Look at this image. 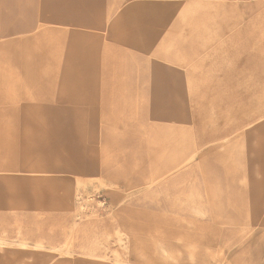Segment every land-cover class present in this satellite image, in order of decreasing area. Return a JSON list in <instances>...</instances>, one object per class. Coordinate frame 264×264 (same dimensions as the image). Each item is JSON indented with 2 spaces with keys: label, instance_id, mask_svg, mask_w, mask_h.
Returning <instances> with one entry per match:
<instances>
[{
  "label": "rangeland",
  "instance_id": "374dc122",
  "mask_svg": "<svg viewBox=\"0 0 264 264\" xmlns=\"http://www.w3.org/2000/svg\"><path fill=\"white\" fill-rule=\"evenodd\" d=\"M0 240L264 264V0H0Z\"/></svg>",
  "mask_w": 264,
  "mask_h": 264
},
{
  "label": "bare ground",
  "instance_id": "6f19581e",
  "mask_svg": "<svg viewBox=\"0 0 264 264\" xmlns=\"http://www.w3.org/2000/svg\"><path fill=\"white\" fill-rule=\"evenodd\" d=\"M68 250H70V249H68ZM71 251V250H70ZM73 253V252H72ZM67 254V253H66ZM88 257L89 258V256L88 255H85V257ZM91 257V259H95V260H97V261H101L102 259H101V257H97V256H95V255H91L90 256ZM87 259V258H86ZM24 264V263H23Z\"/></svg>",
  "mask_w": 264,
  "mask_h": 264
},
{
  "label": "crops",
  "instance_id": "0c3cea01",
  "mask_svg": "<svg viewBox=\"0 0 264 264\" xmlns=\"http://www.w3.org/2000/svg\"><path fill=\"white\" fill-rule=\"evenodd\" d=\"M0 241H3V240H0ZM4 244H5V242L4 243H1L0 245H4ZM160 251L166 252L165 250H160Z\"/></svg>",
  "mask_w": 264,
  "mask_h": 264
}]
</instances>
